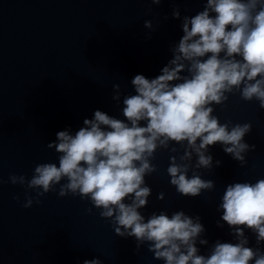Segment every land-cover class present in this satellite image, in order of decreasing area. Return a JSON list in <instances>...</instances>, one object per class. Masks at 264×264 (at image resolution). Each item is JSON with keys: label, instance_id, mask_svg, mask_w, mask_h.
Listing matches in <instances>:
<instances>
[{"label": "water", "instance_id": "water-1", "mask_svg": "<svg viewBox=\"0 0 264 264\" xmlns=\"http://www.w3.org/2000/svg\"><path fill=\"white\" fill-rule=\"evenodd\" d=\"M174 8L180 19L173 18ZM203 8L204 0H162L159 5L151 0H0V264H83L96 257L102 264H164L147 244L137 253L135 238L116 235L111 220L100 217L88 199L59 196L56 185L37 203L38 189L12 184L9 176L30 179L37 164H58L59 153L47 144L58 131L75 133L97 109L124 119L123 97L135 94L132 78L159 75L172 57L171 46L183 35V16ZM145 20H152L154 30L144 27ZM117 83L120 102L112 99ZM228 96L223 105H213V114L221 123H251L244 139L256 148L245 154V164L217 143L209 151L221 165L198 170L215 182L214 188L183 196L167 174L169 157L183 153L172 142L170 147L180 151L158 149L152 160L157 171L145 177L152 193L142 214L184 210L199 215L209 241L197 244L203 255L216 240L236 242L217 210L226 185L264 179V109L238 92ZM160 192L163 200L157 198ZM26 196L34 198L28 208L23 207ZM245 234L248 246L264 251V242L257 245L251 230Z\"/></svg>", "mask_w": 264, "mask_h": 264}, {"label": "clouds", "instance_id": "clouds-1", "mask_svg": "<svg viewBox=\"0 0 264 264\" xmlns=\"http://www.w3.org/2000/svg\"><path fill=\"white\" fill-rule=\"evenodd\" d=\"M172 16L181 18L179 8ZM144 27L153 29L152 20H145ZM181 27L183 35L171 46L172 57L160 74L132 78L135 94L123 97L124 119L95 110L75 133L58 131L47 144L59 153L58 164L40 163L30 179L11 174L9 180L38 189L37 203L56 185L59 196L88 199L100 209V217L111 220L116 235L135 238L137 253L147 244L154 259L164 264H264V251L248 246L245 234L251 230L257 245L264 242V179L226 185L217 210H222L221 220L236 242L216 240L207 255L197 246L209 243L199 215L160 211L146 218L140 211L152 193L145 177L157 171L152 160L158 149L178 153L170 144L181 146L182 154L169 157L167 174L179 194L196 197L215 186L198 170L222 163L214 161L210 147L220 144L241 165L245 154L256 148L244 139L251 123H221L213 105H223L228 94L238 92L242 100L255 99L264 109V0H204L203 10L183 16ZM113 89L112 99L120 102V84ZM164 195L160 192L157 198ZM33 200L26 196L23 207H31ZM217 225L223 227L219 220ZM83 264L102 261L96 257Z\"/></svg>", "mask_w": 264, "mask_h": 264}]
</instances>
